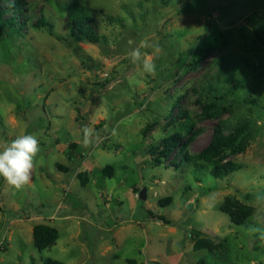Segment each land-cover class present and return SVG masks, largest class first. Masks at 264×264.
Masks as SVG:
<instances>
[{
  "label": "rangeland",
  "instance_id": "374dc122",
  "mask_svg": "<svg viewBox=\"0 0 264 264\" xmlns=\"http://www.w3.org/2000/svg\"><path fill=\"white\" fill-rule=\"evenodd\" d=\"M71 2L90 12L99 43L73 28ZM25 3L22 33L0 30V151L24 134L40 151L23 188L0 177V264H264V0ZM141 41L153 74L128 58ZM201 102L223 114L204 117ZM241 123L248 148L224 162L236 172L215 178L212 165L186 159L217 125ZM176 133L183 142L158 164L152 148ZM228 197L254 208L243 225L221 212ZM38 224L60 233L43 251ZM198 232L224 245L196 251Z\"/></svg>",
  "mask_w": 264,
  "mask_h": 264
},
{
  "label": "trees",
  "instance_id": "16d2710c",
  "mask_svg": "<svg viewBox=\"0 0 264 264\" xmlns=\"http://www.w3.org/2000/svg\"><path fill=\"white\" fill-rule=\"evenodd\" d=\"M66 9L70 13L72 26L74 29H78L89 42L99 43L100 37L94 31L92 27L93 17L90 12L78 5V2L67 3ZM12 13L10 17H6L7 13ZM28 9L26 7L25 0H16L14 3L9 4L6 7H2L0 4V30L9 28V33L20 34L23 30V23L29 19ZM21 16L25 17V20L20 22ZM207 56V52H202L198 58V64L204 61ZM202 103V102H201ZM203 104V116L207 118H220L223 112L219 109L215 102L202 103ZM185 114V113H184ZM183 127H186L184 125ZM249 125L248 123H241L234 127L227 133L225 127L217 125L213 137L208 146L199 154L193 156L186 155L187 160H195L197 162H203L213 166L212 175L215 178H224L227 175L239 170V167L231 162H225L227 159L226 153L231 151V154H237L246 151L249 145ZM179 138V134H174L163 141L162 146L152 148V153L156 156L155 161L158 164H162V159L170 160L172 155L176 153L177 146H174V142ZM194 138V137H193ZM193 139H191L192 142ZM180 142H183L179 138ZM185 142L184 146H189L191 143ZM71 148H76L73 145ZM183 151V149H182ZM102 172L108 177H114V168L111 166L105 167ZM87 180V179H85ZM170 200V199H169ZM169 200H165L169 203ZM162 202V201H161ZM162 204V203H161ZM221 212L228 215L232 223L236 225H243L254 213V208L241 204L239 201L228 197L220 207ZM160 220L166 221L164 216L159 217ZM34 245L40 250H46L54 246L57 240L60 238V233L57 228L48 224H38L34 227ZM195 243L194 249L207 250L209 252L215 251L223 243H217L214 239L205 236L202 232H198L194 235ZM43 264H65L59 260L53 258H47ZM197 264H206L205 262H199Z\"/></svg>",
  "mask_w": 264,
  "mask_h": 264
},
{
  "label": "clouds",
  "instance_id": "9594fccd",
  "mask_svg": "<svg viewBox=\"0 0 264 264\" xmlns=\"http://www.w3.org/2000/svg\"><path fill=\"white\" fill-rule=\"evenodd\" d=\"M147 46L145 41H141L139 46L131 49L127 55L133 64L138 62L142 64L144 73L153 74L156 71V64L147 53L141 51ZM82 131L83 145L88 146L93 141V130L85 125ZM39 151V140L35 135L17 136L0 151V177L16 189L23 188L32 178L34 158Z\"/></svg>",
  "mask_w": 264,
  "mask_h": 264
},
{
  "label": "water",
  "instance_id": "95a60500",
  "mask_svg": "<svg viewBox=\"0 0 264 264\" xmlns=\"http://www.w3.org/2000/svg\"><path fill=\"white\" fill-rule=\"evenodd\" d=\"M139 196L142 201H146L147 200V189L142 190Z\"/></svg>",
  "mask_w": 264,
  "mask_h": 264
}]
</instances>
